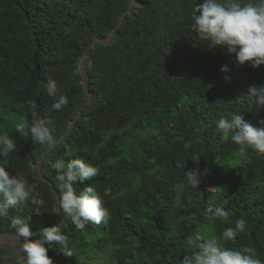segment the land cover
<instances>
[{
  "label": "trees",
  "instance_id": "trees-1",
  "mask_svg": "<svg viewBox=\"0 0 264 264\" xmlns=\"http://www.w3.org/2000/svg\"><path fill=\"white\" fill-rule=\"evenodd\" d=\"M130 2L0 0V137L8 135L16 144V151L0 155V166L35 184L44 200L39 216L26 203L0 217V236H15L12 217L31 215V240L43 239L40 229L57 224L68 237L73 256L50 247L54 264H91L86 258L98 264H181L199 251L188 245L197 230L220 237L243 218L245 231L222 241L223 246L253 247L264 264V154L251 149L242 154L217 130L218 121L233 114L264 127L259 123L264 106L248 96L250 86H264V66H241L226 48H211L210 41L199 39L194 0H135L110 43H94L107 38ZM34 51L39 115L51 122L56 141L90 98L69 134L40 161L41 177L35 165L48 146L15 130L27 120L21 97ZM80 65L87 90L82 75L73 74ZM222 66L228 71L222 72ZM48 79L69 101L63 110L51 107L55 100L47 95ZM72 159L100 169L96 177L77 181L76 190L95 188L110 213L107 224L77 230L57 207L53 165ZM197 170L198 189L185 177ZM217 208L232 213L227 222L210 219ZM20 258L8 264H19Z\"/></svg>",
  "mask_w": 264,
  "mask_h": 264
},
{
  "label": "clouds",
  "instance_id": "clouds-1",
  "mask_svg": "<svg viewBox=\"0 0 264 264\" xmlns=\"http://www.w3.org/2000/svg\"><path fill=\"white\" fill-rule=\"evenodd\" d=\"M199 12L200 15H196ZM196 32L199 39L208 40L215 47H224L229 55H234L236 63L243 66L248 64L252 68L264 66V0L259 3H245L241 5L238 0H225L218 3L217 0H204L200 5L195 4L193 15ZM222 72H227V66L221 67ZM81 75L80 67L73 73ZM45 89L47 95L55 102L53 110H63L69 101L65 95L59 94L56 81L48 79ZM58 96V99H57ZM248 96L255 98L258 105L264 106V86H250ZM31 110V123L29 120H21L15 126V130L23 136L31 135L32 140L40 145L52 146L56 143L53 135L54 129L50 127V121L38 115L33 101L26 102ZM264 125V120L259 121ZM217 130L223 138H231L232 142L239 145L243 154L251 149L259 154H264V127H255L245 122L241 114H233L231 119L221 118L218 121ZM16 151V144L8 135L0 137V155L7 157ZM53 167L56 170V181L59 191V210L65 217L70 218L77 230L83 231L87 224H107L110 213L103 207V201L95 188L84 187L77 194L76 182L84 183L96 177L100 169L85 163L81 159H72L69 163L57 161ZM187 183L198 189L201 183L200 174L197 171L185 173ZM183 187V184L180 185ZM36 185L29 184L23 176H12L6 168L0 166V217H9L10 210L21 208L30 203L35 206L34 213L41 215L40 208L44 200L35 192ZM216 189V188H212ZM211 190V189H209ZM232 215L223 208L215 209L210 214V219L227 222ZM31 215L21 218L19 215L11 218V227L15 230L17 241L21 244L23 256L19 264H54L49 258L50 247L58 246L60 253L65 257H72V250L68 246V237L61 232L59 224L53 227H42L40 236L43 239L31 240L33 233L28 222ZM247 221L243 218L235 221L234 227L223 230L220 237L212 234L203 236L199 230L188 240L189 247L199 251L186 255L181 264H262L253 247L244 246L239 249H229L223 246L222 241H233L238 233L246 229ZM24 238L23 243L20 238ZM47 246V247H46Z\"/></svg>",
  "mask_w": 264,
  "mask_h": 264
},
{
  "label": "water",
  "instance_id": "water-1",
  "mask_svg": "<svg viewBox=\"0 0 264 264\" xmlns=\"http://www.w3.org/2000/svg\"><path fill=\"white\" fill-rule=\"evenodd\" d=\"M204 2V0H194V12H195V4L196 5H200ZM135 4V0H131V2L129 3L128 5V9L124 12V14L120 17V20H119V23L116 25L115 28H113L112 30L109 31L108 33V36L106 39L104 40H95V42H100L102 44H108L110 43L111 39H112V36H113V33L114 31L121 25L122 21H123V18L126 14H129L131 12V8L132 6ZM194 15V13H193ZM196 15H200L199 12L196 13ZM194 29L196 31V28H195V23H194ZM85 55V52L83 53L82 55V58L84 57ZM83 59H81V62H82ZM80 70H81V75H82V79H81V85L83 86V88H85L87 90V84H88V80H87V76L85 74V71L83 70L82 66L80 65ZM38 78H39V66L37 64V53L36 51H34L33 53V58H32V69L29 73V76H28V80L26 81V84H25V90L22 94V102H23V106H24V110H25V114H26V118L27 120H29V122L31 123V110L28 106V104L26 103L27 101L31 100L34 102L35 104V111L37 112V114L39 115L40 113V106H39V101H38V96H37V91H38ZM89 94H88V97L85 101V103L83 105H81V107L78 109L77 111V114L75 116V118L70 121L69 123V126H68V130L66 132L65 135H63L62 137H60L56 143L52 146H48L45 151L42 152V154L39 156L37 162H36V165H35V169H36V172L38 174V176L41 177V173H40V168H39V164H40V161L42 160V158L45 156V154L53 147L55 146L57 143H59L65 136H67L75 122V120L79 117V114H80V110L84 107L85 104H87L89 102ZM42 180L46 181L44 178H42ZM50 185V188H51V191L53 192V188L51 187V184L49 183ZM56 196V199H58V196L57 194H55ZM59 205V201L57 200V207ZM0 237H7V238H10L11 242L13 241H17L16 239V236H10V235H1ZM24 239L20 238V241H23Z\"/></svg>",
  "mask_w": 264,
  "mask_h": 264
},
{
  "label": "rangeland",
  "instance_id": "rangeland-1",
  "mask_svg": "<svg viewBox=\"0 0 264 264\" xmlns=\"http://www.w3.org/2000/svg\"><path fill=\"white\" fill-rule=\"evenodd\" d=\"M10 240L11 239L7 237H0V264H8L9 259L23 256L21 244L16 241L11 242ZM20 242L23 243V241ZM80 261H84V258H81ZM85 261L91 264H98L96 260L89 261V259L86 258Z\"/></svg>",
  "mask_w": 264,
  "mask_h": 264
}]
</instances>
